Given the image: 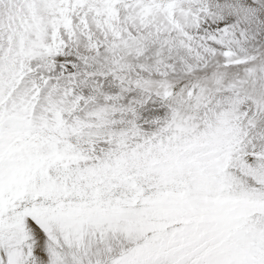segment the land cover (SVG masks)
I'll return each mask as SVG.
<instances>
[{
	"label": "snow or ice",
	"instance_id": "6c2138e0",
	"mask_svg": "<svg viewBox=\"0 0 264 264\" xmlns=\"http://www.w3.org/2000/svg\"><path fill=\"white\" fill-rule=\"evenodd\" d=\"M0 264H264V0H0Z\"/></svg>",
	"mask_w": 264,
	"mask_h": 264
}]
</instances>
